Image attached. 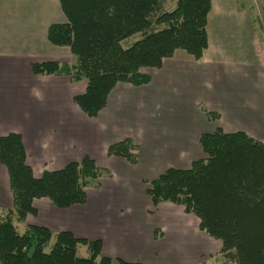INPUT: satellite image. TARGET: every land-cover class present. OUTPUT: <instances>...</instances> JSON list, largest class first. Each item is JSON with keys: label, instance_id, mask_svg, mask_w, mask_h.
Masks as SVG:
<instances>
[{"label": "crops", "instance_id": "obj_1", "mask_svg": "<svg viewBox=\"0 0 264 264\" xmlns=\"http://www.w3.org/2000/svg\"><path fill=\"white\" fill-rule=\"evenodd\" d=\"M66 23L59 0H0V136H22L27 163L37 178L85 157L105 173L97 186L85 189L84 205L60 209L49 199L35 200L37 215L27 216L24 222L32 219L27 228L101 241V256L117 264H194L209 252L199 244L208 239L200 235V220L171 203L154 207L147 188L168 169H190L204 157L201 136L218 128L244 132L264 143V135L257 132L264 134L259 106L264 86L258 70L250 68V75L233 61L234 68H227L208 53L211 46L199 61L178 50L161 68L149 70L147 85L117 84L107 106L90 118L74 103L75 96L84 94L86 80L32 71V65L48 62L76 67L71 49L48 39L52 25ZM207 112L219 118L211 122ZM127 138L139 148L137 164L107 153L109 146ZM12 207L9 174L0 163V209L8 212ZM155 209L170 212L155 218L150 214ZM174 215L185 228L180 234L170 231ZM157 225L166 230L162 244L155 240ZM193 225L198 233L194 226L190 237Z\"/></svg>", "mask_w": 264, "mask_h": 264}, {"label": "trees", "instance_id": "obj_2", "mask_svg": "<svg viewBox=\"0 0 264 264\" xmlns=\"http://www.w3.org/2000/svg\"><path fill=\"white\" fill-rule=\"evenodd\" d=\"M59 1L67 23L52 25L48 39L54 46L69 47L77 65L48 62L32 65V71L67 75L75 81L84 78L85 93L75 96L74 103L90 118L107 106L117 84L150 83L143 68H161L178 50L199 61L209 48L213 0H176L170 11H164L166 0ZM138 32L144 38L124 49L121 42ZM206 116L211 122L219 118L211 112ZM200 145L204 159L187 170L168 169L149 182L147 195L154 207L171 203L196 216L200 230L222 243L228 261L264 264V143L244 132L218 128L202 135ZM107 153L131 164L139 160V148L129 138L109 146ZM0 163L8 171L14 198V210L0 217V264L114 263L101 256V241L79 239L70 232L54 234L38 226L20 234L13 222L14 215L19 222L37 215V199H49L60 209L86 204L85 189L97 186L105 174L93 159L85 157L37 178L27 163L22 136L11 133L0 136ZM79 245L88 247V257L78 256Z\"/></svg>", "mask_w": 264, "mask_h": 264}, {"label": "rangeland", "instance_id": "obj_3", "mask_svg": "<svg viewBox=\"0 0 264 264\" xmlns=\"http://www.w3.org/2000/svg\"><path fill=\"white\" fill-rule=\"evenodd\" d=\"M174 1L175 0H166L164 11L173 10L175 7ZM208 34L210 42L209 46H211L208 51V53L210 52L209 54H216V59L225 64L224 66L227 68H234V66L231 65L233 64L231 61H233L235 62V66L240 69L242 67L246 70L249 69L250 75V68L257 69L259 80L261 82L260 84H262V87L264 86V0H214L213 9L209 15ZM143 38V34L138 32L132 37L122 41L121 46L124 49L130 48ZM149 70V68H143L141 73L148 75ZM244 73L247 74V72L244 71L242 72V75H244ZM238 75L240 76V73ZM85 86L87 87V83L82 84L83 88H85ZM259 106L260 110L264 111V87L263 92H261L260 95ZM257 132L264 135L260 130ZM204 158L205 156L201 159ZM94 186L95 185H91L90 187L94 188ZM13 210L12 207L8 211ZM152 211L150 214L154 215L155 218H160L162 213L170 212L166 210L159 213L158 209ZM6 214L7 211L3 210L2 212L1 210L0 217L5 218ZM13 222L18 232L23 234L27 229V225L32 222V219H28L26 222H19L14 215ZM162 223L163 225H166V221L163 220ZM181 223V218L174 215V218H172V224H169L170 231L180 234L185 230ZM162 226L157 225L154 230L156 237L155 240L158 244L164 243L167 239L166 230ZM197 226L198 225H193V228L190 229V237H192V229L195 230V233H198V231H196ZM204 234L205 233L203 232L200 233L202 236L206 235ZM206 238H208L206 239L208 243L204 242L202 238H196L202 239L199 240V244L202 247H208L209 252L204 251V253H201L194 264H234L233 262L228 261L222 254V243L220 241L208 236ZM49 249L50 248L46 249V251L48 252ZM78 256H89V251L84 245H79Z\"/></svg>", "mask_w": 264, "mask_h": 264}]
</instances>
